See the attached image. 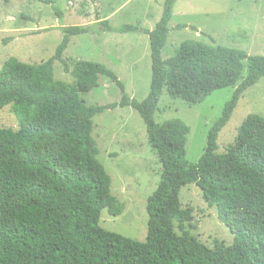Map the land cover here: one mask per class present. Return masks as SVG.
Segmentation results:
<instances>
[{"label": "trees", "instance_id": "obj_1", "mask_svg": "<svg viewBox=\"0 0 264 264\" xmlns=\"http://www.w3.org/2000/svg\"><path fill=\"white\" fill-rule=\"evenodd\" d=\"M62 13L54 0H39ZM177 0H164L153 30L123 25L114 33H143L151 61L149 92L130 99L123 84L104 65L62 58L70 38L85 26L61 27L54 55L39 65L10 57L0 69V111L11 105L18 129L0 128V264H264V117L249 115L234 144L218 153L217 139L243 93L264 78V57L198 40L180 43L164 60L168 23ZM184 28L179 25L177 30ZM75 79V86L54 81L53 63ZM247 72L243 79L244 62ZM105 76L119 87V102L86 106L80 93ZM234 88L219 118L207 132L195 164L185 159L188 126L179 119L157 124L153 115L163 91L172 99L201 103L213 91ZM131 107L142 119L161 175L146 202L145 242L98 226L107 209L121 208L110 193V177L97 160L92 119L105 110ZM194 185L216 209L218 221L233 235L229 246L210 249L185 231L191 210L182 209L180 190ZM174 223L182 233L177 235Z\"/></svg>", "mask_w": 264, "mask_h": 264}, {"label": "rangeland", "instance_id": "obj_2", "mask_svg": "<svg viewBox=\"0 0 264 264\" xmlns=\"http://www.w3.org/2000/svg\"><path fill=\"white\" fill-rule=\"evenodd\" d=\"M62 13L59 20L48 5L39 0H0V69L13 57L22 63L39 65L50 59L62 40L61 27L85 26L88 33L72 37L62 54L70 69L74 62L104 65L123 84L124 93L142 101L149 92L151 61L148 38L140 32L114 33L123 25L153 30L159 21L164 0H54ZM182 25L184 28L177 30ZM169 34L161 57L166 60L185 40H198L241 50L248 56L264 57V0H177L168 23ZM247 72V62L241 79ZM54 81L75 86V79L63 71L60 61L53 63ZM234 88L218 89L198 104L172 99L163 91L154 121L163 125L179 119L189 128L185 159L195 164L206 146L207 132L219 118ZM122 93L105 76L97 86L80 93L86 106H104L120 101ZM249 115L264 117V78L247 89L239 99L217 139V152L233 145L237 131ZM91 137L97 160L110 177V193L121 208L118 216L103 209L98 226L122 237L145 242L146 202L156 189L161 165L151 149L145 125L131 107L105 110L92 119ZM0 128L18 129L11 105L0 111ZM181 208L191 210L185 231L199 243L213 249L229 246L233 235L221 224L216 209L202 199L194 185L179 192ZM177 235L182 233L174 223Z\"/></svg>", "mask_w": 264, "mask_h": 264}, {"label": "crops", "instance_id": "obj_3", "mask_svg": "<svg viewBox=\"0 0 264 264\" xmlns=\"http://www.w3.org/2000/svg\"><path fill=\"white\" fill-rule=\"evenodd\" d=\"M146 36V35H145ZM147 37V36H146ZM148 38V37H147ZM71 41H72V37L70 38V43H71Z\"/></svg>", "mask_w": 264, "mask_h": 264}]
</instances>
